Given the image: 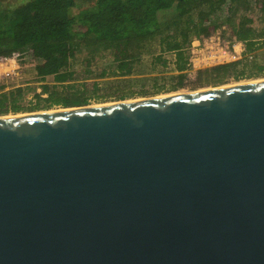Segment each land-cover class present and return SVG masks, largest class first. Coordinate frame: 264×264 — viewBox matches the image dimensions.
I'll use <instances>...</instances> for the list:
<instances>
[{
  "label": "water",
  "instance_id": "obj_1",
  "mask_svg": "<svg viewBox=\"0 0 264 264\" xmlns=\"http://www.w3.org/2000/svg\"><path fill=\"white\" fill-rule=\"evenodd\" d=\"M0 264H264V79L0 116Z\"/></svg>",
  "mask_w": 264,
  "mask_h": 264
},
{
  "label": "trees",
  "instance_id": "obj_2",
  "mask_svg": "<svg viewBox=\"0 0 264 264\" xmlns=\"http://www.w3.org/2000/svg\"><path fill=\"white\" fill-rule=\"evenodd\" d=\"M247 1L20 0L8 5L6 0H0V57L16 52L21 61L28 55L35 61V75L40 80L52 76L54 82L65 83L73 79L72 60L80 48L87 49V65L93 62L100 47L110 49L115 64L110 74L126 75L133 71L143 50L157 39L161 53L152 56L154 64L166 66L163 53H175L178 72L172 76L174 84L169 86L175 90L184 85L187 77L185 48L189 46L190 34L209 37L226 26L232 39L243 45L244 56L264 46V18L256 29L252 26L255 14L239 15L240 7ZM253 1L258 10L264 11V0ZM260 73H264V65L246 57L195 71L198 84H216L229 77L239 79ZM41 86L45 97H38L45 107L86 104L87 99L81 94H63L47 83ZM20 90L0 93L3 112L9 111L3 109L7 106L10 111L22 110L17 103Z\"/></svg>",
  "mask_w": 264,
  "mask_h": 264
},
{
  "label": "rangeland",
  "instance_id": "obj_3",
  "mask_svg": "<svg viewBox=\"0 0 264 264\" xmlns=\"http://www.w3.org/2000/svg\"><path fill=\"white\" fill-rule=\"evenodd\" d=\"M17 2H20V0H6L8 5H13ZM252 2L254 1L248 0L246 5H242L240 7L241 11L239 12V15L243 12H245V14H255L252 26L258 29L262 24V19L264 18V11L258 10V6H254ZM238 18L239 17H236V19ZM220 19L222 18L220 17ZM214 35L215 36L211 40H208V46L211 47L210 49L208 48V51L216 52L222 48L223 51H226L224 55L210 59L202 66L189 69L186 72L187 77L184 81V85L175 90L169 87L174 84L175 78H172V76L176 74L172 67L173 53H163V57L168 62L166 63V66L160 65L158 62L157 64H154L152 61V56L161 53L160 45L157 39L152 41L151 44L147 46L148 48L146 47L143 50L144 52L134 65L133 71L126 75L110 74L111 70H113L115 66L112 61L110 49L100 47V49L95 52L93 62L87 65L85 63V59L88 56L87 49L80 48L77 51L75 58L72 60L71 69L74 70L73 79L65 83L54 82L52 76H47L43 81L40 80L35 75V61H32L31 57L28 55H25L22 58V62L18 59L13 61L0 57V93L20 88L21 95L18 97L17 103L22 109L14 112L10 111V107L7 106L3 109H8L9 111L3 112L0 108V116L67 108V106L62 105L44 106L45 102L42 98L38 97V95L45 97V94H42L41 86L44 83L55 85V89L63 94H81L86 97L87 101L85 105L80 106H88L130 99L156 97L178 92H189L239 82L264 79V73H260L239 79L229 77L223 82L216 84L196 83V69L241 60L244 57L248 60H254L257 63L264 65V46L260 47L250 55L246 54V56H244L240 53V49H242L241 52L243 51L242 44L232 40L226 26L218 28ZM192 37H194V34H190V38ZM217 37H219V40ZM217 41L219 42L218 45H216ZM234 45H236L234 47L235 50H233ZM148 49L152 52L150 53ZM160 86L163 88H159ZM37 102L39 104H37Z\"/></svg>",
  "mask_w": 264,
  "mask_h": 264
},
{
  "label": "built area",
  "instance_id": "obj_4",
  "mask_svg": "<svg viewBox=\"0 0 264 264\" xmlns=\"http://www.w3.org/2000/svg\"><path fill=\"white\" fill-rule=\"evenodd\" d=\"M214 34L209 36V37L207 36V37L200 38V37L194 36L191 38L189 46H187L185 48L186 54H187V68H188L186 70V72L189 69H194L196 67H199V66L206 64L208 62V60H210V59H214L215 57H218V56L220 57V56L224 55V53L226 51H223L222 48H220V50L216 51V52L208 51V48L209 49L211 48L210 46H208V40H211L215 36ZM217 39L219 40V37H217ZM232 40L235 41L234 39H232ZM218 44H219V42L217 41L216 45H218ZM235 46L236 45L233 46V50H235L234 49ZM241 50L242 49H240V53L242 55L244 48H243L242 52H241ZM169 52L173 53L172 67L174 69V72L177 73L178 71L175 70V53L171 52V51H169ZM18 56H19L18 53L15 52L9 57H2V58L15 61L18 59Z\"/></svg>",
  "mask_w": 264,
  "mask_h": 264
},
{
  "label": "bare ground",
  "instance_id": "obj_5",
  "mask_svg": "<svg viewBox=\"0 0 264 264\" xmlns=\"http://www.w3.org/2000/svg\"><path fill=\"white\" fill-rule=\"evenodd\" d=\"M178 93H184V92H178ZM172 94H174V93H172Z\"/></svg>",
  "mask_w": 264,
  "mask_h": 264
}]
</instances>
